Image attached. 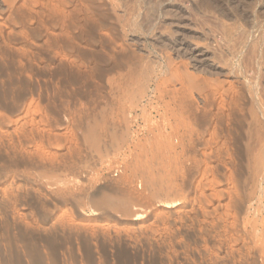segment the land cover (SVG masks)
I'll return each instance as SVG.
<instances>
[{"label":"rangeland","instance_id":"rangeland-1","mask_svg":"<svg viewBox=\"0 0 264 264\" xmlns=\"http://www.w3.org/2000/svg\"><path fill=\"white\" fill-rule=\"evenodd\" d=\"M0 264H264V0H0Z\"/></svg>","mask_w":264,"mask_h":264},{"label":"bare ground","instance_id":"bare-ground-1","mask_svg":"<svg viewBox=\"0 0 264 264\" xmlns=\"http://www.w3.org/2000/svg\"><path fill=\"white\" fill-rule=\"evenodd\" d=\"M119 37H120V38L118 39V42H120V43H124V42H126V41L128 40L126 34H123L122 36H119ZM196 53H197V52H194V51H193V52L191 53V57L194 58L195 56H197Z\"/></svg>","mask_w":264,"mask_h":264}]
</instances>
